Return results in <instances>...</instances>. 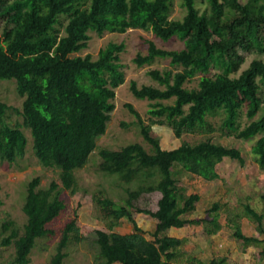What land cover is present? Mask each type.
Here are the masks:
<instances>
[{
	"label": "trees",
	"instance_id": "1",
	"mask_svg": "<svg viewBox=\"0 0 264 264\" xmlns=\"http://www.w3.org/2000/svg\"><path fill=\"white\" fill-rule=\"evenodd\" d=\"M201 1L207 3L204 11L197 7L198 0H182L186 14L181 20H172L170 0H0V82L15 81L23 98L20 110L0 101V159L11 164L25 155V133L5 120L7 112L14 110L31 132L35 156L42 164L56 167L61 182L53 181L42 189L37 177L28 184L24 232L12 221L2 225L11 233L1 245L15 248V257L8 264H30L37 241L53 234L48 226L65 209L62 192H78L75 173L87 165L112 119L116 89L125 82L120 58L125 45L110 43L97 59L90 54L76 56L88 49L92 32L102 36L135 29L151 32L164 42L177 38L184 43L181 50H165L149 42L147 54L134 59L138 67L169 59L173 69L148 73L164 89L139 87L135 81L130 84L137 99L154 102L148 111L149 126L132 105H126L153 151L139 143L99 151L102 172L117 175L125 183L140 184L135 190L126 189V206L97 197L109 218L108 232H96L97 264H172L185 241L170 237L167 231L203 223L208 224L210 235L221 230L218 204L209 211L210 221L184 217L196 211L201 197L188 195L180 181L185 174L217 180V166L225 159L244 165L241 151L218 145L211 138L164 150L150 130L153 125L167 126L177 139L184 134L220 132L250 141L261 135L254 153L264 167V0ZM250 56L252 62L241 71ZM198 75L197 87L190 88ZM172 100L173 104L163 103ZM219 113L223 120L216 128L208 118ZM243 115L250 121L245 126ZM154 192L162 195L158 210L137 209L157 220L154 239L148 240L130 209L142 195ZM261 199L264 203V193ZM244 214L264 235V213L247 204ZM125 218L133 225L132 233L114 231ZM230 222L234 238L245 249L263 242L246 236L238 221ZM75 229L74 221L67 224L50 264L61 263ZM208 264H227V258H214Z\"/></svg>",
	"mask_w": 264,
	"mask_h": 264
},
{
	"label": "rangeland",
	"instance_id": "2",
	"mask_svg": "<svg viewBox=\"0 0 264 264\" xmlns=\"http://www.w3.org/2000/svg\"><path fill=\"white\" fill-rule=\"evenodd\" d=\"M170 5V19L181 20L186 14L182 0H170ZM197 7L204 11L207 3L198 0ZM1 33L2 27L0 26V35ZM90 35L88 49L76 56L90 54L97 59L100 50L110 43L124 44L125 50L120 54V58L123 65L122 70L125 73V82L116 89V98L113 101L115 110L108 123L106 134L98 139L97 149L87 165L75 173L78 192L76 194H71L70 191L62 192L61 199L65 203V209L48 226L53 234L37 241L30 256V264L51 263L57 253L64 229L72 221L75 222L76 229L70 234L71 239L63 250L60 264L98 263L96 232L100 230L108 232L109 218L97 204V197L103 196L114 201L118 206H126L128 199L126 189L135 190L140 184L139 182L125 183L117 175L102 172L99 169L101 164L99 151L101 149L120 150L134 143L141 144L148 152L153 151L152 146L144 140L141 134L137 118L130 113L126 105H132L140 114L144 124L149 126L151 120L148 111L154 102L137 99L130 90V84L135 81L139 87L145 85L164 89V86H160L148 73L152 70L173 69L169 59H156L152 64L143 67H138L134 59L139 54H147L149 42H154L159 48L165 50L184 48V43L177 38L164 42L151 32L135 29H129L124 34L106 32L99 36L92 32ZM252 60V56L248 57L241 71L247 69ZM199 77L200 75L196 76L193 83L188 86L197 87ZM0 101L17 110L22 108L23 98L17 93L15 81L0 82ZM163 103L173 104L174 101ZM262 114L261 112L257 118ZM5 120L12 126H20L27 137L28 144L25 155L15 162L10 164L0 159V200L2 201L0 206V264H8L15 257L13 245L10 247L1 245L2 240L11 233L10 230L4 231L2 225L7 221H12L21 234L24 232L27 217L23 212V205L28 184L37 177L41 179L40 188L42 189L49 188L53 181L61 184L60 171L54 166L42 164L35 156L32 149L31 132L24 127L21 115L14 110L8 111ZM208 120L218 128L222 123L223 115L219 113L217 116L209 117ZM241 121L243 126L250 122L245 115ZM150 134L160 141L161 148L164 150L176 149L184 142L195 145L211 138L218 145L239 149L244 158V165L236 160L225 159L217 166L219 178L214 181H206L190 174L182 177L180 186L186 189L187 194H198L201 197L196 211L184 217L190 220L210 221L212 215L209 211L214 204H218L220 206L218 221L222 228L213 235L206 232L207 223L186 225L181 229L167 231L170 237L185 241L181 247L180 256L172 261V264H208L214 258L223 257L227 258V264H264V235L258 231L257 223L244 214L247 204L257 212L264 213V203L261 199L264 193V167L257 163L254 153L255 145L261 135L250 141L225 137L220 132L184 134L177 139L171 128L160 125L151 126ZM161 196L159 192L144 194L133 202V208L130 209L148 240L154 239L152 235L156 230L157 220L146 214L138 213L137 209L157 211ZM230 220L238 221L246 236L257 237L263 242L245 249L242 242L234 238V228ZM114 231L120 234H130L133 231V225L125 218L120 220Z\"/></svg>",
	"mask_w": 264,
	"mask_h": 264
}]
</instances>
